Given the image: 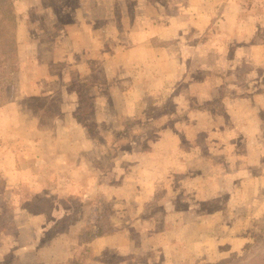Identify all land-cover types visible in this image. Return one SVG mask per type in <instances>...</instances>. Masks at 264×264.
<instances>
[{
	"label": "rangeland",
	"instance_id": "rangeland-1",
	"mask_svg": "<svg viewBox=\"0 0 264 264\" xmlns=\"http://www.w3.org/2000/svg\"><path fill=\"white\" fill-rule=\"evenodd\" d=\"M37 1L54 10L19 14L16 6L18 20L35 21L37 42L26 43L30 29L20 24L19 70L0 104V264H264V166L251 170L254 184L245 172L233 177L234 163L264 160V0H195L188 19L186 0H127L124 13L115 1L119 33L125 20L163 24L143 48L162 61L142 70L137 59L115 58L108 74L87 69L80 82L71 62L49 84L44 21L68 27L88 0ZM106 25L98 20L99 33ZM95 45L128 46L100 37ZM171 55L174 63L165 61ZM159 161L167 172L190 166L178 173L183 185L140 188L148 164ZM187 208L197 214L178 217ZM165 210L178 212L164 217ZM204 218L215 238L226 235L228 249L214 250V261L196 247L170 256L181 242L173 229ZM234 237L241 242L231 248Z\"/></svg>",
	"mask_w": 264,
	"mask_h": 264
},
{
	"label": "crops",
	"instance_id": "crops-1",
	"mask_svg": "<svg viewBox=\"0 0 264 264\" xmlns=\"http://www.w3.org/2000/svg\"><path fill=\"white\" fill-rule=\"evenodd\" d=\"M93 1H98V0H88V2H80L79 8H80L81 14L78 16L77 19L71 20V24H69L68 27H64V26L61 27L62 24L57 25L55 23L54 18H49L44 21L47 27L46 31L48 33V34L46 33L45 35H43L44 37L47 36V38L44 40H47L51 44V47L48 49V51H46V53L44 52L42 56L50 60L49 62L44 63L42 65L43 68H41L42 71H45L44 75H46L43 83L45 84L51 83L53 81L51 74H55V72H57L59 76L64 75L65 69H67L66 67L72 69L71 66H69V63L71 62H72L73 68L77 69V73L79 74L78 82H80V76L85 75L87 69H88V72L91 74V73H94L95 70H98L97 67L99 66L98 68H101V67H103V69L105 68L106 69L105 72L106 74H108L111 60H114L115 58L124 60L123 63L124 62L129 63V61L133 59H137V63H138L137 66L142 67V70H145L147 68V66L145 65L146 63L150 64L151 66V67L150 66L148 67L155 69L158 63L157 60L162 61L160 54L155 52L154 50H151V47L150 48L146 47V49H143L145 44L150 43V41L156 35L159 37L158 34H159V30H161L162 28L161 27V25H163L162 23L156 22L158 20H155L151 23H147V22L145 23V21H143L145 17H142L143 20L138 19L137 26H134V25H130L127 22V20H125V22L123 21V24H121L123 29L119 33V31L117 30L118 28H116V24H115L116 23L115 14H114L115 1H117V3L121 6V8L119 7L120 11L124 13L126 11L124 6L127 0H105V2H103L105 4H99V1L98 3L93 2ZM191 1H195V0H186L187 4L184 3L181 9L185 13L187 19L189 17L191 18L195 17L194 14L191 13L194 11V7L189 6V4H193ZM196 1H199V0H196ZM136 2L139 5L140 3H142V1L140 2V0H136ZM17 5L22 6V9L20 10V12H17L19 14L23 11L24 13H27V11L28 12L32 11L34 14L45 16L49 12H53L54 10V8H52L53 6L51 7L50 5H45L43 3H39L38 1L36 2V0H32V1L31 0H15V3H13L14 10H16L15 8ZM169 9H172V8L169 7ZM98 10H102V11L105 10V15L104 14L101 15V17H104V18L98 19L99 17L97 14ZM34 16L35 15H32V17ZM103 19L107 21V25L103 27L104 28L109 27V28L107 29L106 32H105V29L102 28L103 30H100V33H99L98 20H103ZM16 21H17V27H16L17 30L18 28H22L20 24L21 25L27 24V28L30 29L29 30L30 36H29L28 41H26V43L29 44V42L31 41L37 42L34 37V33H32L33 24L30 23V21H32L34 22V25H36L35 21L33 19H30V20L28 19L18 20L17 19ZM141 21H143V24ZM171 21L173 23L174 19H172ZM188 21L189 20H187L186 23H188ZM189 23L193 24V20ZM178 24L179 22H177V18H176V23L174 25L175 29H180L179 26L178 27L176 26ZM171 26L172 24L168 25L166 29L171 31ZM131 27H134V28L131 29ZM109 29L110 31H108ZM119 34L120 36H118ZM103 36H105V39ZM99 37H100L101 43H105V44L116 42V41L127 43L128 45L127 49L118 51V52L109 51L107 49L106 50L98 49L96 45L94 46V44L99 42ZM38 42H41V41L39 40ZM28 47H32V49H35L36 51H38L37 45L34 46L33 44H30ZM108 47L109 45H105V48H108ZM36 51L34 52L37 53ZM172 58H173L172 55L167 56L165 61L166 60L174 61V59ZM126 63H125V66H128ZM61 69H62V72H60ZM92 69H93V72H92ZM38 83H41V81L36 82V84ZM123 85L125 86L124 90L126 91L131 90V86L125 85V84ZM172 135L174 134L171 133V136ZM178 148L179 147H177L176 145L170 147L171 152L172 151L178 152ZM261 151L263 152L259 155H262L264 157V148ZM161 162L162 161L152 162V164L150 163L148 164L149 166L146 167L145 170L149 172L151 171L152 174L149 177L146 176L142 178L141 182L138 181V185L140 186V188L154 187L155 189H158L161 187L170 186L172 188H168V189H170V191L172 192L173 187L177 185H183L179 183L182 180L180 179V177H183V176L182 174H178V173H183V175L186 173L188 175V172L191 169L190 166H187L185 168H183V166L182 168H177L181 166H177L173 164L170 171L167 172L163 168V164ZM262 166H264L263 159L260 161L258 166H255L251 162L247 164V162L245 161H238L234 163L233 177L234 178L241 177L242 172H245L246 176L244 177L249 176V179L252 178L251 181H253V178L257 180V178L254 175L253 176L250 175L251 170L254 168H258V171H260ZM195 169L203 173L204 168L200 165H195ZM166 172L167 174H164ZM175 178H176L175 182L170 181V180H174ZM124 180L125 179H123L122 182ZM142 182L144 183L142 184ZM252 183L254 184L255 181H253ZM186 184H188V182H186ZM140 193H145V191L141 190ZM165 200L166 199L161 200L160 202L165 203ZM161 209H163L162 206H161ZM192 211H194L195 213L197 212L195 210H192L191 208H187L186 210L182 211L184 212L182 213L183 216H178V217H188L189 215H191ZM176 212L178 211L174 210L172 212L169 210H165L163 213H164V217H172L174 214H176ZM262 217H264V208L258 214V218H262ZM197 222L198 223L194 225L193 227H192V224H189L188 226L184 225L183 227L182 225H180L173 229L171 234L173 235L176 234L177 237L180 236L181 238H179V241L181 242H178L176 245H173L172 248H168L169 249L168 252H170L171 254L170 256H172L173 254L181 255V253L186 255L188 251L189 252L192 251V247H196L197 252H202L201 257L205 256L206 258L207 254H210L212 258L207 261H214L213 260V258H215L214 252H213L214 250L219 251L223 249L225 251L228 249L229 246H227V248L222 247L223 245H226L228 243L226 242L227 239H224L226 235L225 236L222 235L219 238L217 236L215 238V234H211L213 230L211 229L208 218L201 219L200 221H197ZM236 228H238L237 225H236ZM236 228L235 227L233 228L234 232L236 231ZM193 229L197 232V236L199 237L198 239L191 237V235H194ZM183 235H185L184 238H182ZM229 242L231 244V248H233L236 243H237L236 245L240 244L241 240H239L238 237L237 238L234 237V239H229ZM168 252H166L167 255H169Z\"/></svg>",
	"mask_w": 264,
	"mask_h": 264
},
{
	"label": "trees",
	"instance_id": "trees-1",
	"mask_svg": "<svg viewBox=\"0 0 264 264\" xmlns=\"http://www.w3.org/2000/svg\"><path fill=\"white\" fill-rule=\"evenodd\" d=\"M16 27L13 0H0V104L9 93L11 78L19 70Z\"/></svg>",
	"mask_w": 264,
	"mask_h": 264
}]
</instances>
